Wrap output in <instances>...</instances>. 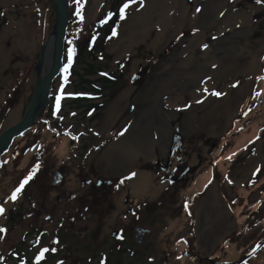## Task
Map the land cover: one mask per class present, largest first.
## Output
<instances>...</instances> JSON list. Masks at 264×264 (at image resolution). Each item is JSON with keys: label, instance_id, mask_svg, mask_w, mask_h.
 Listing matches in <instances>:
<instances>
[{"label": "rangeland", "instance_id": "rangeland-1", "mask_svg": "<svg viewBox=\"0 0 264 264\" xmlns=\"http://www.w3.org/2000/svg\"><path fill=\"white\" fill-rule=\"evenodd\" d=\"M9 1L0 0V50L9 56L0 74V133L27 112L56 20L53 0ZM69 1L50 104L1 157L0 264H264V0H182L180 9H196L198 21L152 45L151 22L149 36L134 27L120 40L147 0H100L90 20L93 0ZM154 3L150 20L171 4ZM233 6L249 23L232 18ZM25 17L32 36L23 31ZM198 33V53L183 58ZM135 83L139 90L122 99ZM168 97L180 98L181 110L167 116L166 152L129 155L133 169L154 175L143 192L131 193L97 161L124 130L122 151L154 144ZM15 109L19 116L8 124ZM123 158L119 152L111 162ZM217 179L231 223L203 250L194 204ZM202 210L211 225L214 209Z\"/></svg>", "mask_w": 264, "mask_h": 264}, {"label": "bare ground", "instance_id": "bare-ground-1", "mask_svg": "<svg viewBox=\"0 0 264 264\" xmlns=\"http://www.w3.org/2000/svg\"><path fill=\"white\" fill-rule=\"evenodd\" d=\"M100 0H93L90 4V7L88 8V17L89 20L94 18V13H96L95 9H97L96 5ZM11 3L9 0H4V3ZM171 4L169 3L168 6H161L160 9L164 8L163 13L158 12L157 15H155L151 20L146 17V14H152L154 12V8L156 9V5L154 3V0H147L145 2V6L142 9L141 20H136L133 15L130 17V24H124V31L123 37L121 36L120 40L125 42L126 39H129V32L134 31V27H140L141 28V34L142 35H148L149 32L147 29L150 27L149 23L155 24L156 31H157V38L151 41V45L155 43L159 38H163V35L166 33H175L178 31V29L186 28V29H192L193 26L198 21L197 18V11L196 9H192L188 5H184L181 9L179 5L182 2V0H170ZM9 5V4H8ZM159 5V4H158ZM45 8L46 6L43 5ZM234 7V6H233ZM231 16L236 22H242L241 24H244L248 22V14L244 13V11H240L239 9H236V6L233 8ZM179 8L180 10H177ZM221 10L225 9L224 5H221ZM173 9L174 14L179 15H169V11ZM220 12V11H219ZM14 19L11 20L9 27L13 25ZM27 18L25 17L23 19V31L28 34L30 32L29 36H32V29H29L26 25ZM15 28V27H14ZM245 32L249 30V27L244 26L242 28ZM20 32V30H18ZM145 32V33H144ZM6 31L3 33L5 34ZM202 40V34L198 33L195 35V39L188 41V46L184 47L183 50V58H190L192 59L195 54L198 53V50L200 48V41ZM157 44L155 45V47ZM188 51V53H187ZM186 55V56H185ZM0 74L2 73V68L7 64L9 56L6 54V52L1 48L0 50ZM5 56V57H4ZM256 59L253 58V60L249 61L248 68L252 69L255 67ZM48 63H45L42 68L39 69V74L43 75L44 72L48 70ZM2 81H4V77L1 78ZM144 82V81H143ZM140 88V83H135L131 87H129L125 92L120 96L122 99H126L130 97L131 95L135 94ZM3 96V92L0 91V98ZM237 97V96H236ZM119 98L120 100H122ZM239 98V97H238ZM180 98L174 97L167 99V105L164 113L163 118H160L155 122L156 132L158 134V139L154 144L151 146L149 145H137L133 149L130 150H123L124 149V139L127 137L125 136L126 130L123 131L122 134H120L115 142H113L109 148L106 149V151L99 157L97 161V165L109 174H117L116 176L124 182L125 185L129 188V191L131 193H138L143 192L147 187L149 183H154V175L151 170H144V169H133L131 164L127 163V158L132 152H137L138 154L143 153V155H146L148 157L153 156H163L166 152V148L168 146V140L170 139V131H171V125L168 121V114L169 115H175L179 110H181L180 103L178 102ZM172 101L175 102L171 103ZM19 116V111L17 109L13 110L10 116L8 117V124L15 122ZM111 121L115 122V118H111ZM16 123V122H15ZM14 123V124H15ZM12 124V125H14ZM11 126V125H9ZM7 126V127H9ZM6 127V128H7ZM140 137H142L141 129H140ZM124 142V143H123ZM121 153L122 156H124L122 162L120 165L115 164L111 162L114 156H116L118 153ZM112 164V165H111ZM118 165V166H117ZM116 168V169H115ZM123 168V170H120ZM220 180H214L213 183L210 185L208 192L206 195L202 198H199L196 203L194 204V208L197 211V215L199 216L198 221V230L200 232V243L203 247V250L208 249V247L213 242V239L217 235H221L224 233L228 227L230 226L231 219L229 217V203L226 201V199L222 196L220 186H219ZM160 189V188H159ZM123 190L119 189V192L117 193V204L120 205L122 202V193ZM206 206H211L214 209L213 213V219L211 220V225H208L203 223L205 220V213L206 211H203L202 209ZM207 214V213H206ZM202 223V224H201ZM210 224V223H209Z\"/></svg>", "mask_w": 264, "mask_h": 264}, {"label": "water", "instance_id": "water-1", "mask_svg": "<svg viewBox=\"0 0 264 264\" xmlns=\"http://www.w3.org/2000/svg\"><path fill=\"white\" fill-rule=\"evenodd\" d=\"M55 7V25L51 36L42 46L39 62L42 66L48 63V70L43 75L40 74L28 109L24 117L12 126L3 129L0 133V163L1 157L8 150L14 139L32 128L43 110L50 104V92L54 80L63 68L65 43L67 38L68 26L70 22V1L53 0ZM54 183H58L62 175L56 172ZM137 241H141L144 236V229L137 228Z\"/></svg>", "mask_w": 264, "mask_h": 264}]
</instances>
